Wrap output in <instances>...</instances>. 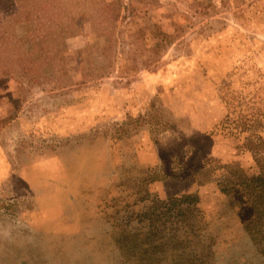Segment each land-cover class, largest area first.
<instances>
[{"label":"rangeland","instance_id":"374dc122","mask_svg":"<svg viewBox=\"0 0 264 264\" xmlns=\"http://www.w3.org/2000/svg\"><path fill=\"white\" fill-rule=\"evenodd\" d=\"M0 264H264V0H0Z\"/></svg>","mask_w":264,"mask_h":264},{"label":"trees","instance_id":"16d2710c","mask_svg":"<svg viewBox=\"0 0 264 264\" xmlns=\"http://www.w3.org/2000/svg\"><path fill=\"white\" fill-rule=\"evenodd\" d=\"M182 198H183L184 201H185L186 199H189V197H186V196H185V197H182Z\"/></svg>","mask_w":264,"mask_h":264}]
</instances>
